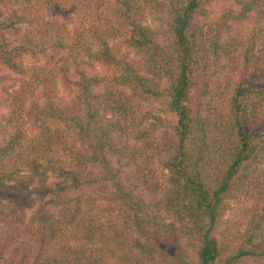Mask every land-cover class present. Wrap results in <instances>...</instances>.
Masks as SVG:
<instances>
[{
	"label": "trees",
	"instance_id": "1",
	"mask_svg": "<svg viewBox=\"0 0 264 264\" xmlns=\"http://www.w3.org/2000/svg\"><path fill=\"white\" fill-rule=\"evenodd\" d=\"M262 166L264 0H0V264H264Z\"/></svg>",
	"mask_w": 264,
	"mask_h": 264
},
{
	"label": "rangeland",
	"instance_id": "2",
	"mask_svg": "<svg viewBox=\"0 0 264 264\" xmlns=\"http://www.w3.org/2000/svg\"><path fill=\"white\" fill-rule=\"evenodd\" d=\"M5 8L8 9L11 7H14L13 4H11L9 1H5ZM223 8H221L219 5L214 6L210 8V11L213 12V16H218L219 13L222 11ZM48 17L44 16V19H47ZM147 23H149V19L147 18L145 20ZM240 71V66L234 64L230 66V69L226 72L231 77H237L238 72ZM263 79L260 78L258 74L250 75L247 77V82L254 85V86H261L263 84ZM142 110L147 113V119L146 124L154 123L157 128L161 127L163 121L165 119H169L167 115L163 114L160 111V108L157 104H148V103H142ZM156 117L159 119L156 120ZM160 129V128H159ZM165 129V128H164ZM152 165L156 169L157 176L165 179L166 172L163 170L161 171L158 168V160L157 158L152 159ZM263 167V166H262ZM264 169V167H263ZM165 175V176H164ZM254 207V200L253 198H250L249 196L244 195H238L235 199L230 200L228 202V206L226 207L223 216L221 217L220 224L218 227V231L220 233V237L226 240L229 236L236 234L237 232L241 231L244 227V223L246 220L247 215L249 214V211L253 209ZM166 247V246H165ZM167 253H171V249L167 247L165 249Z\"/></svg>",
	"mask_w": 264,
	"mask_h": 264
}]
</instances>
